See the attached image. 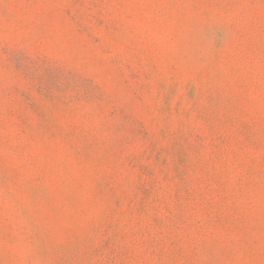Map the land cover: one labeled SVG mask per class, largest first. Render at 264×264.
Listing matches in <instances>:
<instances>
[{
    "label": "rangeland",
    "instance_id": "374dc122",
    "mask_svg": "<svg viewBox=\"0 0 264 264\" xmlns=\"http://www.w3.org/2000/svg\"><path fill=\"white\" fill-rule=\"evenodd\" d=\"M0 264H264V0H0Z\"/></svg>",
    "mask_w": 264,
    "mask_h": 264
}]
</instances>
